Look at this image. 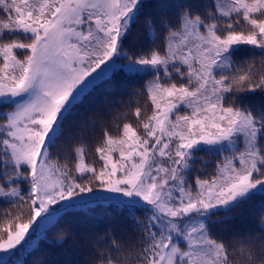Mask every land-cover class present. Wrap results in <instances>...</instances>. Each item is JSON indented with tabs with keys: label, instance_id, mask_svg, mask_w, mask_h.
Wrapping results in <instances>:
<instances>
[{
	"label": "snow or ice",
	"instance_id": "obj_1",
	"mask_svg": "<svg viewBox=\"0 0 264 264\" xmlns=\"http://www.w3.org/2000/svg\"><path fill=\"white\" fill-rule=\"evenodd\" d=\"M0 221L8 256L264 264V0H0Z\"/></svg>",
	"mask_w": 264,
	"mask_h": 264
},
{
	"label": "trees",
	"instance_id": "obj_2",
	"mask_svg": "<svg viewBox=\"0 0 264 264\" xmlns=\"http://www.w3.org/2000/svg\"><path fill=\"white\" fill-rule=\"evenodd\" d=\"M175 2L176 0H151L154 9H159L165 5H172ZM145 79H147V77H145ZM253 99L257 100V98L255 97H253ZM142 102L143 101H141V103ZM99 135L100 132L98 130L96 136L90 138L85 144L87 159L89 160V162H92L95 159H97L94 153H95V147L97 146V140L99 138ZM201 155H203V153H201ZM119 219H120V213L114 206L113 207L99 206V207H94L90 212L84 214V216H82L80 220L77 221V224L80 230H82L85 227L102 230L105 225L109 223H116ZM250 222H251L250 216H245L239 221L241 226H245ZM0 224H2V221H0ZM48 235H49V240L47 241L43 240L42 238H38L37 243L40 246L39 252H33L32 256H28L27 253H23V254L17 253L16 255H14V257H11L8 260L4 261V263H0V264H13V260L15 258H17L19 264H21L22 261L24 260L30 261L34 256H38L41 253L47 255L54 262V264H58L59 261L64 259L63 250L50 243L51 238L55 235V233L50 231Z\"/></svg>",
	"mask_w": 264,
	"mask_h": 264
},
{
	"label": "rangeland",
	"instance_id": "obj_3",
	"mask_svg": "<svg viewBox=\"0 0 264 264\" xmlns=\"http://www.w3.org/2000/svg\"><path fill=\"white\" fill-rule=\"evenodd\" d=\"M3 257H7L6 260H8L9 258L14 257V256H8L7 253L0 251V263H4V261H6L5 259H3ZM13 264H19V261L17 258L13 260Z\"/></svg>",
	"mask_w": 264,
	"mask_h": 264
}]
</instances>
